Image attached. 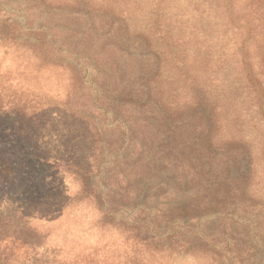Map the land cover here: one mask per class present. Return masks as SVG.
I'll return each mask as SVG.
<instances>
[{
  "label": "rangeland",
  "instance_id": "374dc122",
  "mask_svg": "<svg viewBox=\"0 0 264 264\" xmlns=\"http://www.w3.org/2000/svg\"><path fill=\"white\" fill-rule=\"evenodd\" d=\"M246 7L0 0V148L19 165L0 177V264H264V49L236 29Z\"/></svg>",
  "mask_w": 264,
  "mask_h": 264
},
{
  "label": "trees",
  "instance_id": "16d2710c",
  "mask_svg": "<svg viewBox=\"0 0 264 264\" xmlns=\"http://www.w3.org/2000/svg\"><path fill=\"white\" fill-rule=\"evenodd\" d=\"M246 3L247 7L245 10H241L240 12L236 13V20H237V27L236 29L241 31L242 29L246 30V33L249 34V30L245 27L247 26L249 23H252L255 25V30L253 31V37H256L257 39H260L262 44V48L264 49V0H242ZM232 7V6H231ZM227 9V7H226ZM235 8L233 7V11L232 9H230V16H232L234 14ZM242 16H239V14H242ZM241 49H245L246 47L248 48L249 45H247L245 42L242 44H239ZM243 54V53H242ZM244 59L242 60L244 65H247L248 61V57L244 56ZM2 112L0 113V125L4 127H6V117L2 116ZM0 134L3 135V138H0V140H5V138H8V133H7V129H1ZM8 140V139H6ZM8 141H2L1 142V148H0V177L2 179H7L10 177H14L15 175L18 176L19 175V165L17 160L13 157L14 155H12L11 151H10V147L8 145ZM5 206L8 205L10 206L11 204H7V202L1 201L0 202V208L1 206ZM3 208V207H2ZM7 208V207H6ZM9 209V208H8ZM5 210V207H4ZM136 238L139 241H147L144 239H139L138 236H136ZM14 239V242L15 243ZM13 250H15V247H13ZM133 264H136L135 262Z\"/></svg>",
  "mask_w": 264,
  "mask_h": 264
}]
</instances>
